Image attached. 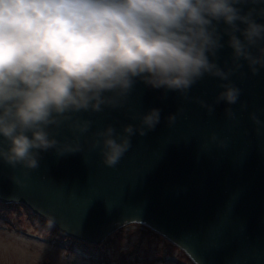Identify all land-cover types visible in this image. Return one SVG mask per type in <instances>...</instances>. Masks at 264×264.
I'll return each instance as SVG.
<instances>
[{"label": "clouds", "instance_id": "obj_1", "mask_svg": "<svg viewBox=\"0 0 264 264\" xmlns=\"http://www.w3.org/2000/svg\"><path fill=\"white\" fill-rule=\"evenodd\" d=\"M0 0V160L34 170L42 153L83 150L93 120L84 113L125 107L137 83L189 98L205 76L217 78L221 102L237 104L242 89L231 79L247 66L264 69V0ZM227 37L231 66L218 53ZM243 74V73H241ZM236 119L232 107L224 109ZM176 114L165 119L169 126ZM117 131L91 133L89 147L114 168L161 121V110L134 112ZM250 119L261 120L255 113ZM210 140L225 148L215 132ZM26 174V173H25ZM54 221H52L53 224ZM52 226V225H51Z\"/></svg>", "mask_w": 264, "mask_h": 264}, {"label": "water", "instance_id": "obj_2", "mask_svg": "<svg viewBox=\"0 0 264 264\" xmlns=\"http://www.w3.org/2000/svg\"><path fill=\"white\" fill-rule=\"evenodd\" d=\"M251 6L247 0L245 10ZM226 41L218 53L221 67L232 64ZM231 79L242 89L237 104L221 102L212 115L200 101L213 103L222 90L217 78L198 81L188 99L137 83L124 108L83 114L94 123L82 152L58 156L49 150L34 170L0 160V203L23 207L93 246L137 225L193 264H264V69L254 76L245 65ZM227 107L236 119L226 117ZM152 108L161 110L156 128L133 136L120 163L105 166L89 147L91 133L108 124L119 132L138 123L130 119L134 112ZM250 113L262 124H254ZM169 114L177 117L171 126ZM213 132L225 148L210 140Z\"/></svg>", "mask_w": 264, "mask_h": 264}, {"label": "rangeland", "instance_id": "obj_3", "mask_svg": "<svg viewBox=\"0 0 264 264\" xmlns=\"http://www.w3.org/2000/svg\"><path fill=\"white\" fill-rule=\"evenodd\" d=\"M33 215L0 204V264H193L169 241L137 225L109 237L103 254L98 246H72Z\"/></svg>", "mask_w": 264, "mask_h": 264}, {"label": "trees", "instance_id": "obj_4", "mask_svg": "<svg viewBox=\"0 0 264 264\" xmlns=\"http://www.w3.org/2000/svg\"><path fill=\"white\" fill-rule=\"evenodd\" d=\"M2 206H5V205H2ZM12 207H16V206H12ZM39 220V219H38ZM39 221H41V220H39ZM43 222V221H42ZM44 223V222H43ZM45 224V223H44ZM49 226H51V225H49ZM53 229L52 230H54V231H56L57 229L54 227V226H51ZM60 235L61 236H63V237H65L66 238V236L65 235H63V234H61L60 233ZM77 244H79V243H75L74 241L72 242V246H74V245H77ZM86 246V245H85ZM87 248L89 247V246H86ZM99 247V249H100V253H105V250L104 249H102V248H104L105 247V244H103V245H100V246H98Z\"/></svg>", "mask_w": 264, "mask_h": 264}, {"label": "flooded vegetation", "instance_id": "obj_5", "mask_svg": "<svg viewBox=\"0 0 264 264\" xmlns=\"http://www.w3.org/2000/svg\"><path fill=\"white\" fill-rule=\"evenodd\" d=\"M35 220H38V219L35 218ZM42 223H43V222H42ZM43 224H44V223H43ZM44 225H45V224H44Z\"/></svg>", "mask_w": 264, "mask_h": 264}, {"label": "bare ground", "instance_id": "obj_6", "mask_svg": "<svg viewBox=\"0 0 264 264\" xmlns=\"http://www.w3.org/2000/svg\"><path fill=\"white\" fill-rule=\"evenodd\" d=\"M116 234V233H115ZM82 243V242H81Z\"/></svg>", "mask_w": 264, "mask_h": 264}]
</instances>
